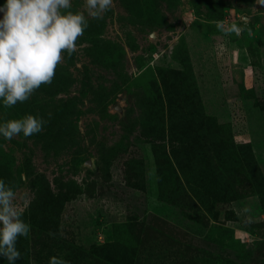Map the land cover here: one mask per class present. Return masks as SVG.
Segmentation results:
<instances>
[{
	"label": "rangeland",
	"instance_id": "rangeland-1",
	"mask_svg": "<svg viewBox=\"0 0 264 264\" xmlns=\"http://www.w3.org/2000/svg\"><path fill=\"white\" fill-rule=\"evenodd\" d=\"M77 45L50 85L0 101V123L47 121L0 136L31 225L15 264H264V3L114 0Z\"/></svg>",
	"mask_w": 264,
	"mask_h": 264
},
{
	"label": "clouds",
	"instance_id": "clouds-1",
	"mask_svg": "<svg viewBox=\"0 0 264 264\" xmlns=\"http://www.w3.org/2000/svg\"><path fill=\"white\" fill-rule=\"evenodd\" d=\"M264 3V0H261ZM114 0H83L82 10L72 11V0H5L0 7V101L5 108L24 103L42 85H50L63 53L71 57L78 51L77 41L88 27V19H102ZM216 27L226 35H240L236 24ZM47 123L42 117L26 114L0 123V136L12 140L21 133L29 137L40 133ZM27 199V197H21ZM17 192L0 179V256L8 264L21 258L18 238L29 236L31 225L17 210ZM55 236L56 233H49ZM48 264H68L52 256Z\"/></svg>",
	"mask_w": 264,
	"mask_h": 264
},
{
	"label": "water",
	"instance_id": "water-1",
	"mask_svg": "<svg viewBox=\"0 0 264 264\" xmlns=\"http://www.w3.org/2000/svg\"><path fill=\"white\" fill-rule=\"evenodd\" d=\"M3 5H4V3L0 4V7H2ZM116 110H117V112H120L118 107H116Z\"/></svg>",
	"mask_w": 264,
	"mask_h": 264
}]
</instances>
